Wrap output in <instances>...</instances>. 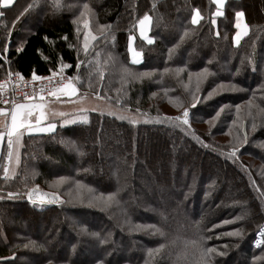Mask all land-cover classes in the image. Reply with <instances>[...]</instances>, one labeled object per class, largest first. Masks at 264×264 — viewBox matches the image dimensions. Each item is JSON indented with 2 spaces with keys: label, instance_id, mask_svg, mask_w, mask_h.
<instances>
[{
  "label": "trees",
  "instance_id": "1",
  "mask_svg": "<svg viewBox=\"0 0 264 264\" xmlns=\"http://www.w3.org/2000/svg\"><path fill=\"white\" fill-rule=\"evenodd\" d=\"M253 2L226 0L215 25L211 0H61L59 9L54 0H14L2 11L0 79L7 71L24 78L52 75L61 58L71 65L64 72L73 75L80 61L79 92L98 94L114 110L88 113L87 124L23 135L16 173L8 180L0 176V264H198L191 242L201 237H211L205 246L224 253H213L211 264H264V237L259 248L252 246L264 224V4L253 8ZM85 3L92 12L81 17ZM195 9L203 18L192 24ZM236 12L248 25L238 44ZM145 14L152 17V44L135 27ZM102 25L111 27L101 32ZM86 30L97 37L87 54ZM130 36L141 53L137 64L131 63ZM166 67L185 70L161 76ZM123 68L155 74L125 80ZM205 68L209 75L198 83L195 74ZM193 96L200 99L190 107ZM184 107L190 127L154 122L178 116ZM245 135L247 143H241ZM195 162L199 178L186 169ZM102 169L105 176L96 178ZM34 186H50L62 200L31 204L23 195ZM9 191L19 195L9 198ZM111 193L118 203L104 207L94 199ZM41 222L50 238L35 235ZM150 224L165 237L132 230ZM235 230L241 235H225ZM29 241L39 250L25 248ZM162 243V252L149 257L148 250Z\"/></svg>",
  "mask_w": 264,
  "mask_h": 264
},
{
  "label": "snow or ice",
  "instance_id": "2",
  "mask_svg": "<svg viewBox=\"0 0 264 264\" xmlns=\"http://www.w3.org/2000/svg\"><path fill=\"white\" fill-rule=\"evenodd\" d=\"M211 2L216 5V11H215V13H213L212 20H211V23L213 25H215L216 24V17L223 16L222 9H223L225 0H211ZM12 3H13V0H0V7L7 8L10 5H12ZM54 6L57 9L61 8L63 6L61 4V0H54ZM153 7H155V4L153 5ZM91 12H92V10L90 9L89 5L87 3H85V4H83V11H81L80 16L84 17V16L90 14ZM3 15H4V13L0 12V16H3ZM202 18L203 17L201 16V13L199 12V10L195 9L191 22H192V24H197L198 21ZM236 18L237 19H236L235 27L238 29V31L235 34L234 41H235V43L238 44L240 37L243 34H247L248 25L246 23L242 24L243 12H236ZM151 20H152V17L149 16L148 14H145L141 19H139L137 21V24L135 25V27H138L140 37L142 39L146 40V42L148 44L153 43V38H151L147 34L150 31ZM74 23H75V21H74ZM84 27H85V29H89V21L88 20L84 21ZM110 27H111V25L100 26L101 32H103L104 29L110 28ZM77 31L79 32V29H77ZM187 34H188L187 31H185V35H187ZM217 34H219V33H217ZM96 38L97 37L95 35H93L91 33V31L85 32L84 43H83V51L85 52V54H87L89 51V39L95 40ZM64 39H67V37H64ZM113 39H114V37H113ZM133 39H134V37H132V36L129 37L128 51L131 53V63L137 64V63L141 62V59H140L141 53L134 50L133 43H132ZM181 39H183V37ZM69 46L72 47V45H69ZM4 51L7 52V49L5 48ZM18 51H19V49H18ZM173 51H174V49L169 50L170 56H171ZM96 55L99 56V53H97ZM109 59H112L111 55H109ZM80 63H82V62L78 61V63L76 64L77 75L76 76H70L68 78V83L66 85H64L63 87H61L59 89H53L51 92L52 95H56L57 93H60L62 95L69 96V97L76 95L78 89L72 83V81L73 80H76V81L80 80V76L78 74L79 68H80ZM105 63H107V61H105ZM97 64H99V61H97ZM69 67H71V65L64 63L62 58H61V62L59 64L58 70L52 71V75L55 76L57 74H60L61 76H63L64 70L69 68ZM122 70L124 73L122 79H125V80H128V79L140 80L143 78H151L155 74L154 71L133 73L127 68H123ZM184 70L185 69H183V68H176L173 70V69L166 67L163 70V73L161 74V76H163V74H166L169 72H174L176 76H179L180 73L183 72ZM253 70H255L254 66H253ZM11 75H12V73L9 71L8 76L11 77ZM15 75L20 76L21 79H23L21 73H15ZM100 75H101V77L103 76L102 71L100 72ZM192 75H193L192 73H189V79L190 80H191ZM195 75L197 77V82L199 83L204 78H206L207 75H209V70L207 68H205L201 72L196 73ZM49 78L50 77L37 76L35 74V72H33V75H32V80H34V81L40 80V79H49ZM221 87H223V86H221ZM235 87H236L235 85L230 86V88H232V89H234ZM4 88H5V85L0 84V95H2ZM43 90H44L43 88L40 89V91H43ZM215 92H216V89L209 91L208 95H207V97H205V99L210 98ZM83 98L84 97H80V99H83ZM97 98H99L98 94H97ZM27 99L28 98L26 97V100ZM199 99H200L199 97L193 96V102L190 105V107H195L196 103L199 102ZM40 100L43 101L44 97L41 96ZM177 100H178V98H177ZM9 102H11V104H12L11 109L0 108V117H6V118L10 117V120L6 119V121L2 125H0V127H2V129H3V130H0V145H2L5 138H7L8 158L11 161L13 156H14V152H15L16 148H18L20 145L21 138L25 133L32 134L34 132L35 133L52 132L55 130L57 125H56V123H48L47 125H42L41 121L45 119L44 112L42 111V109L44 108L43 103H16V101L14 99H12L11 101H9V100H3L2 101V103H4V104H8ZM176 107H182V104L177 103ZM37 110H39V115L36 117L35 122H33L31 117L33 116L34 111H37ZM139 111L140 110L137 109V112H139ZM220 111H223V109H221ZM220 111H218L216 113V117H219ZM80 112L84 113V112H86V109H81ZM58 115L66 116L67 114L60 112V113H58ZM109 115H113V113L110 112ZM118 118L125 119L126 117L120 116ZM77 120L81 123H84V124L88 123L87 115H80V116H78L77 119H71V120L65 119L61 126L67 125V124L77 123ZM130 122L133 124L137 123V121L135 119H131ZM148 122H152V121H149L146 119L145 123H148ZM154 122H156V123H169V124L173 125L174 127H181V125H188L190 127L189 108L184 107L183 112L180 116H164V117L157 116L154 118ZM253 128H255V123H253ZM192 135H193L194 139L200 140V138L198 136H196L194 132L192 133ZM61 143H65V141L62 140ZM241 143H247V136L246 135H245L243 141H241ZM205 146L207 147L208 145H205ZM71 147L73 150L79 151V149L76 148L74 144H72ZM237 151H239V147L234 148L232 152L228 153V156L229 157L235 156ZM16 162L17 163L19 162L18 154H16ZM14 174H15L14 172L10 173L9 168L6 166L4 168V177L3 178L5 180H8V179L12 178V176H14ZM33 175H34V173H33ZM63 182H64V178H61L60 181H58L57 183H63ZM76 186L78 188L80 187L79 181L76 182ZM34 193H39L38 186L35 189H33L27 193L28 199L32 203L36 202L33 200V194ZM7 195L9 198H15L19 195V193L9 191L7 193ZM115 196H116L115 193H111L107 197L101 195L100 197H96L94 199L98 203H100L102 206L107 207L113 202L118 203V201L115 200ZM3 198H4L3 196H0V199H3ZM38 200H39V203L41 205H43L45 203L60 202V197L56 193H51V194L40 193L38 196ZM225 223H227V221ZM147 229H151L153 234H158L161 237H165V235H166L162 228H160L154 224L135 225L132 228V230H147ZM81 230L86 231L85 229H81ZM91 235L95 236L97 234L91 233ZM225 235L239 236V235H241V232H240V230H235L232 232L225 233ZM259 235L261 237H264V227L260 228ZM209 239H211V237H201L199 241H192L191 242L193 244V246H195L199 251L198 264H211V260L213 258V256H212L213 253H215L217 255H223L224 254L222 252H217V249L215 247H206L205 242H206V240H209ZM100 242L105 243L106 241L101 240ZM256 243H257V246H259L261 241H257ZM30 246L35 248V250H39V246L36 245L35 241H29V243L24 244L25 248H28ZM165 247H166V245L162 243L154 249H149L148 250L149 257H153L154 254L161 253ZM224 247H227V245H225ZM12 258L14 259V257H12ZM49 264H51V262H49Z\"/></svg>",
  "mask_w": 264,
  "mask_h": 264
},
{
  "label": "rangeland",
  "instance_id": "3",
  "mask_svg": "<svg viewBox=\"0 0 264 264\" xmlns=\"http://www.w3.org/2000/svg\"><path fill=\"white\" fill-rule=\"evenodd\" d=\"M262 4H264V0H255V2H253V5H252V7L254 8V7H256L257 8V6H261ZM31 20H33V19H30L29 21H28V23L29 22H31ZM93 34V33H92ZM93 35H95V34H93ZM90 41H92V40H90ZM221 73H223V71H222V69H220L219 70ZM9 72L7 71V72H5V76L8 74ZM224 74V73H223ZM5 76H3L2 78H4ZM91 96H94V97H91ZM95 97H96V99H95ZM79 96H77V101H79ZM87 98L88 99H83V100H80L79 102H74L73 101V99H70L69 97H67V96H65V95H62V94H60V93H57L56 95H53V97H51V98H48V99H46V100H44L42 103L43 104H45L44 105V108L42 109V111L44 112V115H45V119L44 120H42V121H45V122H50V123H56V124H58L59 126H61L62 125V123H63V121L65 120V119H77L78 118V116H80V115H77V113L79 112V109H86V112L84 113V115H87V117H88V113H90V111L92 110V111H97V110H103V109H108L107 111H112V110H114V108H112L111 106H110V104L108 105V104H106V103H104V102H102V101H100V100H102V99H100V97L99 98H97V96L96 95H94V94H88L87 95ZM60 112H63V113H66L67 115L66 116H61V115H58V113H60ZM182 114V113H181ZM180 114V115H181ZM180 115H178V116H180ZM31 119H33L34 120V117L33 118H31ZM78 121V120H77ZM75 124V123H74ZM76 124H78V123H76ZM70 125H72V124H67V125H63V126H61V127H66V126H70ZM23 137V136H22ZM21 140H22V138H21ZM81 144H85V148L87 149L88 147H89V144L87 143V141H81ZM3 145V147H4V149H3V151L0 153V176L1 177H4V168L7 166L8 168H9V170H10V173L11 172H14V173H16V170H17V168H18V166H19V163H20V149H21V142H20V145H19V147L18 148H16V150H15V152H14V156H13V158H12V160L10 161L9 160V158H8V148H7V143L5 142L4 144H2ZM2 145H0V147L2 146ZM7 148V149H6ZM85 149V150H86ZM16 154H18V156H19V162L17 163L16 162ZM30 160H31V157H30ZM178 164V166H181V162L179 161V163H177ZM200 165L197 163V162H195L193 165L192 164H187L186 165V169H191V170H193V172H195V174H196V177L197 178H199L198 177V173H199V171H200V167H199ZM179 168V167H178ZM210 173L211 174H216V172H215V170L214 169H212V171H210ZM95 174H97V175H95L96 176V178L98 177V176H105V172H104V170L102 169L101 170V173H100V171L99 170H95ZM175 175H178L179 176V172H177V174H175ZM11 179V178H10ZM169 184H171L172 185V181H170L169 183H168V185ZM167 185V186H168ZM170 185V186H171ZM37 186H34L33 188H29L25 193H24V195L23 196H25L26 197V199H27V201L28 202H30L29 201V199H28V195H27V193L29 192V191H31V190H33V189H35ZM50 186H48V188H49ZM39 188V193H34L33 194V196H34V201H36L35 203H32V202H30L31 204H35V205H39V206H43V205H56V204H59L60 202H57V203H45V204H43V205H41L40 203H39V200L37 199L38 197H36V196H39V194L40 193H49V194H51V193H56V192H53V191H50V190H47L48 188H41V187H38ZM57 194V193H56ZM22 195V194H21ZM58 195V194H57ZM62 199L60 198V201H61ZM40 222V221H39ZM43 226V223L41 222V224L35 229V235H37L38 236V234L39 235H44L45 236V238L47 239V238H50L51 236H50V234L49 233H47V230L48 229H46V228H44V230H41V227ZM29 227H30V232L32 231V228H31V226L29 225ZM262 227H264V224H263V226ZM260 230V229H259ZM259 230L258 231H256V233H255V238H254V240H253V242L257 239V240H260L261 241V244L263 243V240H262V237L259 235ZM40 232V233H39ZM253 244V243H252ZM129 250V249H128ZM129 256H130V253H129ZM27 264H34V263H32V262H29V261H25Z\"/></svg>",
  "mask_w": 264,
  "mask_h": 264
},
{
  "label": "built area",
  "instance_id": "4",
  "mask_svg": "<svg viewBox=\"0 0 264 264\" xmlns=\"http://www.w3.org/2000/svg\"><path fill=\"white\" fill-rule=\"evenodd\" d=\"M12 73L11 77L8 74L0 79V84L5 85L2 95H0V107H8L12 106L11 102L8 104L2 103L3 100L11 101L14 99L16 103L22 101H31V100H40V97L43 96L47 98L51 96V92L53 89H57L58 87L64 86L68 83V78L71 75L63 74L61 75H43L40 77H50L49 79H40V80H32V78H23L15 75V71H10ZM43 88V91L40 89ZM26 97L28 98L26 100ZM257 241L253 242L255 247L257 246ZM261 244V243H260ZM259 244V245H260Z\"/></svg>",
  "mask_w": 264,
  "mask_h": 264
},
{
  "label": "crops",
  "instance_id": "5",
  "mask_svg": "<svg viewBox=\"0 0 264 264\" xmlns=\"http://www.w3.org/2000/svg\"><path fill=\"white\" fill-rule=\"evenodd\" d=\"M14 1V0H13ZM226 1V0H225ZM225 4V3H224ZM12 5H10L9 7H11ZM9 7H7V8H3V7H0V12H2L4 9H8ZM224 7V6H223ZM223 10V9H222ZM1 23H2V16H0V26H1ZM16 23V22H15ZM87 31V30H86ZM137 31H138V33H139V30H138V27H137ZM91 39H89V48H90V46L92 45V43H94L95 42V40H92V41H90ZM6 49H7V45H6ZM74 84V83H73ZM75 85V84H74ZM59 88H61V87H59ZM58 88V89H59ZM77 88V87H76ZM78 89V88H77ZM77 96H79V97H84L83 99H88L87 98V94H82L81 92H79V90L77 91V93H76V95L75 96H72V97H69V96H67V97H69L70 99H73V101L74 102H79L80 100H83V99H80L79 98V101H77ZM91 97H94V96H91ZM95 99H96V97H95ZM101 101V100H100ZM45 105V104H44ZM80 110L81 109H79V112L77 113V115H84V113H81L80 112ZM90 112H94V111H90ZM38 115H39V113H38ZM6 119L7 120H9V118L7 117H0V125H2L5 121H6ZM41 123H42V125H47L46 123L47 122H45V121H41ZM77 123H81V122H79V121H77ZM0 130H3L2 129V127H0ZM45 133H49V132H45ZM26 134V133H25ZM7 143V138H5V140H4V142H3V144L4 143ZM4 149V147H3V145L0 147V153L3 151V149ZM7 149V148H6Z\"/></svg>",
  "mask_w": 264,
  "mask_h": 264
},
{
  "label": "water",
  "instance_id": "6",
  "mask_svg": "<svg viewBox=\"0 0 264 264\" xmlns=\"http://www.w3.org/2000/svg\"><path fill=\"white\" fill-rule=\"evenodd\" d=\"M27 103H32V102H27ZM34 113H35V111H34ZM34 113H33V114H34ZM8 118H9V120H10V117H8Z\"/></svg>",
  "mask_w": 264,
  "mask_h": 264
}]
</instances>
